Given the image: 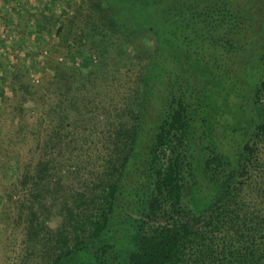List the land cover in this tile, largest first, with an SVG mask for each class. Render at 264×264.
Instances as JSON below:
<instances>
[{
    "label": "trees",
    "instance_id": "16d2710c",
    "mask_svg": "<svg viewBox=\"0 0 264 264\" xmlns=\"http://www.w3.org/2000/svg\"><path fill=\"white\" fill-rule=\"evenodd\" d=\"M255 1L207 0L202 10L77 0L58 24L27 12L44 58L39 82L31 54L0 64V79L32 97L27 117L38 115L16 179L29 196L16 201L25 260L68 264L87 251L95 264H264V0ZM172 18L186 32L198 21L219 32L217 53L199 43L172 60ZM231 52L236 66L222 68Z\"/></svg>",
    "mask_w": 264,
    "mask_h": 264
},
{
    "label": "rangeland",
    "instance_id": "374dc122",
    "mask_svg": "<svg viewBox=\"0 0 264 264\" xmlns=\"http://www.w3.org/2000/svg\"><path fill=\"white\" fill-rule=\"evenodd\" d=\"M77 0H67V4L62 3L63 7L59 6L60 2H57L55 6L52 7V5L47 0H24V3L29 4L26 8L28 11L33 10L34 13L39 12L42 13L43 10H46L45 12L47 14H50L49 16L54 18L55 16L58 17L57 24L59 20L64 19L66 15L65 8H68L69 6H73ZM170 2H177L180 3H187V4H195L199 9H205L206 7V1L207 0H169ZM229 1V0H228ZM236 1V0H231ZM249 1L252 7H255L256 4H258L255 0H247ZM260 6L258 4L256 7ZM72 10V9H71ZM30 12V11H29ZM38 15V14H36ZM194 18L193 20H199L197 16L193 13L192 15ZM203 16L205 14L203 13ZM175 18H172L171 23L168 24L169 27L172 29V38L173 42L175 44L174 47H172L173 52H171V59L176 60L179 52L184 55L185 51L189 53L190 55H193L197 52V47L199 46V43L204 44V49L207 54L209 55L211 52L217 53L215 48H219L220 46H216L212 41L213 37L216 36L219 32H217L214 36L213 33L206 31L205 26L202 25L200 27L199 21L197 22L195 27V31L193 29H190V31L186 32L184 31L185 21L182 20V26L179 25V22L177 20L174 21ZM57 24H54L53 30L55 31V28L57 27ZM200 28V30H199ZM204 28V29H203ZM191 35L190 39L180 40L181 36H185L184 34ZM208 33V34H207ZM76 34V33H72ZM53 36V35H52ZM73 36V35H72ZM51 41L48 43L50 44L53 39L50 38ZM182 39V38H181ZM35 39H32L31 41H26L25 43L28 45H25V48L21 49L22 52H24V55L21 56L22 60H27V57L25 58V53L32 55V73L31 78L34 79L36 83L39 82L40 74H38L39 70L38 66L40 63L43 62L44 58L41 59V55L37 47V43H35ZM188 42V43H187ZM181 46L180 49L177 48L178 45ZM30 44V45H29ZM42 44V43H41ZM187 44V45H186ZM48 46V45H45ZM44 45H41V50H43V53L46 54V51L43 47ZM79 47V46H77ZM34 48V49H33ZM36 48V49H35ZM48 48V47H47ZM210 50V51H209ZM45 51V52H44ZM167 51V48H166ZM30 52V53H29ZM211 54V55H212ZM221 58H223V54L219 52ZM231 58H225L219 62L221 67H227L230 65V60L232 61V64H234V67L237 64V56L235 53H230ZM182 55L183 59L184 56ZM224 57H227L224 55ZM249 57V56H248ZM80 58L78 57L77 60ZM243 62L241 65L246 69L247 75L251 74L252 69V61L251 58H241ZM71 60H73V56H69L67 58V64L71 65ZM185 60V59H184ZM46 62L52 63L50 59L47 58ZM73 62H76L73 60ZM80 62V61H78ZM15 63V62H14ZM13 63V64H14ZM77 68L83 72H86V68L83 65H77ZM194 70V67L193 69ZM22 80H26V76L23 75L21 78ZM9 79L4 80L0 79V264H22L25 262V264H34L36 261L32 260L30 258L25 260L26 251H25V245L22 244V232H21V225L19 226L16 222L17 218V209H16V201L21 200V198L29 197L27 193L21 192L20 188L16 185L17 178L21 175L23 172L24 165L28 163L29 158L31 157L30 152L34 150L35 143L31 137H29V133L32 130L33 124L36 121L37 112L35 111V114L30 116L26 115V112L28 110L29 112V106H31V96H29L28 99H30L29 104L27 102H24V97H27L21 91L18 85H16L13 82L9 83ZM123 81V80H122ZM34 82V83H35ZM123 83V82H121ZM25 95V96H24ZM22 109V110H21ZM21 110V111H20ZM13 196V198L11 197ZM11 197V198H10ZM58 222V219L56 217H51L50 226H55ZM119 241H122V239H118ZM6 241L7 244H9L7 247L3 245V243ZM121 244L120 248L122 250H125V246L128 247V242L119 243ZM87 251L84 252H78L74 257L69 261L68 264H95V261L93 258H90L87 254ZM39 260V259H38Z\"/></svg>",
    "mask_w": 264,
    "mask_h": 264
},
{
    "label": "crops",
    "instance_id": "0c3cea01",
    "mask_svg": "<svg viewBox=\"0 0 264 264\" xmlns=\"http://www.w3.org/2000/svg\"><path fill=\"white\" fill-rule=\"evenodd\" d=\"M28 5L24 0H0V64L14 63L11 55H24L21 49L28 45L26 41L32 40L28 26L34 23L29 15L33 10H30L31 13L28 12L26 9L30 8ZM23 15H27L25 20ZM3 245L7 247L9 244L5 241Z\"/></svg>",
    "mask_w": 264,
    "mask_h": 264
},
{
    "label": "built area",
    "instance_id": "2783aa9c",
    "mask_svg": "<svg viewBox=\"0 0 264 264\" xmlns=\"http://www.w3.org/2000/svg\"><path fill=\"white\" fill-rule=\"evenodd\" d=\"M77 64V63H76Z\"/></svg>",
    "mask_w": 264,
    "mask_h": 264
}]
</instances>
